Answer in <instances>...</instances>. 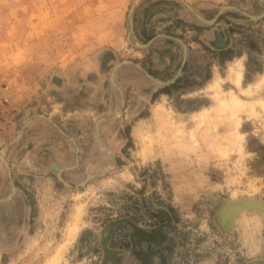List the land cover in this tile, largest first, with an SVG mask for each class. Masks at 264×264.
Segmentation results:
<instances>
[{"label": "rangeland", "instance_id": "obj_1", "mask_svg": "<svg viewBox=\"0 0 264 264\" xmlns=\"http://www.w3.org/2000/svg\"><path fill=\"white\" fill-rule=\"evenodd\" d=\"M248 198L264 0H0V264H264Z\"/></svg>", "mask_w": 264, "mask_h": 264}, {"label": "water", "instance_id": "obj_2", "mask_svg": "<svg viewBox=\"0 0 264 264\" xmlns=\"http://www.w3.org/2000/svg\"><path fill=\"white\" fill-rule=\"evenodd\" d=\"M232 208V213L227 216V210ZM246 209H256L264 215V201L253 198L226 201L219 210L220 222L229 229L232 227L236 216Z\"/></svg>", "mask_w": 264, "mask_h": 264}, {"label": "bare ground", "instance_id": "obj_3", "mask_svg": "<svg viewBox=\"0 0 264 264\" xmlns=\"http://www.w3.org/2000/svg\"><path fill=\"white\" fill-rule=\"evenodd\" d=\"M231 69V72H233V74H231V76L232 75H234V82L237 84V85H239L240 84V81H241V78H242V64H241V62L240 61H238L236 64H235V67H232V68H230ZM236 209V208H235ZM232 210H233V208L231 209V210H227V212H228V214H227V216L230 214V213H232ZM77 227V226H76ZM74 233V232H73ZM55 261V260H54ZM54 263V262H53ZM53 263H51V264H53Z\"/></svg>", "mask_w": 264, "mask_h": 264}, {"label": "trees", "instance_id": "obj_4", "mask_svg": "<svg viewBox=\"0 0 264 264\" xmlns=\"http://www.w3.org/2000/svg\"><path fill=\"white\" fill-rule=\"evenodd\" d=\"M220 53H223V52H220Z\"/></svg>", "mask_w": 264, "mask_h": 264}]
</instances>
